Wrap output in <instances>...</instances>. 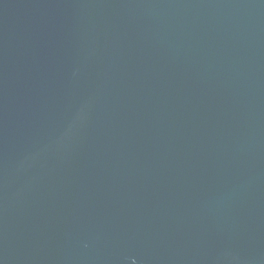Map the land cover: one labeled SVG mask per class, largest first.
<instances>
[{
	"label": "water",
	"instance_id": "1",
	"mask_svg": "<svg viewBox=\"0 0 264 264\" xmlns=\"http://www.w3.org/2000/svg\"><path fill=\"white\" fill-rule=\"evenodd\" d=\"M0 264H264V0H0Z\"/></svg>",
	"mask_w": 264,
	"mask_h": 264
}]
</instances>
